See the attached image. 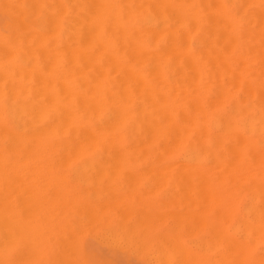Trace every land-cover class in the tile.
Listing matches in <instances>:
<instances>
[{
  "label": "bare ground",
  "instance_id": "1",
  "mask_svg": "<svg viewBox=\"0 0 264 264\" xmlns=\"http://www.w3.org/2000/svg\"><path fill=\"white\" fill-rule=\"evenodd\" d=\"M0 8L5 15L4 26L0 23V264H28L25 263L23 247L26 240L34 242V238L36 239L35 236L33 239H27V233L32 232L30 228L34 230L39 219L43 222L51 216L53 218L56 211H61L59 213L62 214V206L73 210L74 206L70 207L73 202L75 204L72 198L84 193L75 190L79 196L78 193L71 195L73 197L68 196L72 201L65 206L67 195L77 184L70 181L75 183L72 184L73 188L70 182L68 185L66 182L69 176H64V173H67H63L64 170L61 174L60 169L59 173L53 172L54 177L57 178L55 175L58 174V177L62 175L63 177H60L63 179L67 178L62 182L69 188L66 185V190L61 189L66 191L67 195L62 192L54 193L56 188L59 189L57 192L60 191V185L62 188V178H58L60 183L56 182L57 179L51 181L54 177L50 170L54 167L52 165L57 168H60V165L66 167L74 160L72 158L84 156H100L103 160L104 157L108 160V157H111L104 167L109 169V166L115 165L117 168L113 166V169L111 166L114 171L105 169V174L108 171L114 173L120 168L118 172L122 175L126 170H122L126 166H121L125 163V158H129L132 163L134 158H150L152 162L148 165L153 167L152 171H161H154L159 174H154L155 178L148 167L151 171L149 175L152 174L158 182L162 172H166L170 179L172 174L173 178L179 174L177 179L187 188H184L187 190L185 193L192 199L191 203L202 205L199 214L204 221L201 218L200 221L209 224L208 232L212 236L209 240L214 247L213 263L264 264V0H0ZM16 157H23V160ZM24 157L28 159L25 160ZM31 157L35 160L30 159ZM45 157H64L66 162L64 159H60L61 162L58 159V163L56 159L53 160L55 163L49 160L51 169L48 168L47 172L44 166L48 161ZM65 157H69L68 161ZM113 157L121 159L117 163L115 159L111 164ZM101 159L95 161H102L101 164L105 165L107 159ZM29 164L36 165L37 169H40L38 166L44 167L41 168L42 171L39 170L43 172V176L32 167L35 169L34 173H38V179L35 174L36 181L30 176L29 179L26 178L32 173L27 174L26 168L31 167ZM101 164L98 163V167L95 165L94 170L101 169ZM91 165V168H94L92 163ZM10 166L14 171L16 166L19 171L22 167L25 169L23 172L27 170L22 172L26 174V179L24 176V179L19 178L22 176L19 171V179L15 178L16 172L14 173ZM19 167L21 168L18 169ZM102 170L98 173H102ZM145 170L142 174L148 171ZM119 173L117 176H121ZM133 173L132 171L129 174ZM9 174L15 178L14 182ZM48 174L49 177L45 176ZM94 174L91 173V177ZM163 174L162 177L166 176ZM104 175L101 179L108 178L111 174H106V177ZM122 176L127 179L130 175ZM40 177L49 179L41 183L43 178ZM112 177L114 175L110 178ZM130 178L127 181L120 180L127 183ZM173 178L171 180L176 179ZM81 179L82 182L83 178ZM151 179L152 177L149 179L148 176V184ZM166 179H162L164 183ZM107 180L106 185L108 183L111 186ZM134 180L131 182L136 186ZM88 181L95 182V179L92 177V180ZM176 181L175 185L178 183ZM120 182L117 181V185ZM151 182L150 185L155 186ZM163 182L161 181L162 185ZM102 183L105 185L104 181ZM99 185L100 183L97 186ZM131 185L129 183L126 189ZM138 185L133 186L134 189L137 188L136 192L140 189ZM175 185L172 182L171 186ZM86 186L87 184L83 188H88ZM157 186L149 187L154 188L152 191L156 193L160 189ZM113 187L115 188V185ZM89 188L93 187L90 185ZM96 188H93L96 195L98 192L101 196L99 191L104 188H99V191H96ZM108 189L111 190L112 187L103 190L105 195ZM119 189L115 190L120 191ZM145 189L141 188L140 192ZM151 189L144 191V196L154 194L150 192ZM123 190L115 191L116 197L119 193L124 197ZM128 192L129 196H135L134 193L130 194L131 191ZM182 192L181 195L185 198L186 195ZM11 193H14V196ZM71 193L73 194L74 190ZM93 194L95 193L92 192V197H96ZM113 195L111 196L114 197ZM141 195L140 198L143 196ZM11 196H16L13 198L15 203ZM120 196L118 195L119 198ZM112 197L111 199H117ZM80 198L82 199V196ZM126 198V201H129L130 197ZM184 198L182 197L183 200ZM194 198L199 199L201 204H197L198 200L193 201ZM119 200L116 202L119 203ZM79 201L76 202L77 205L82 202ZM142 201L144 203V200ZM187 202L186 204H189ZM87 203L92 206L89 200ZM88 204L90 208L86 207L91 210L97 203H93V208ZM104 204L97 205L99 208L101 205L106 207L107 204ZM113 204L115 205V202ZM113 204L111 207L114 208ZM56 206L61 210L58 207L56 210L51 208ZM50 208L56 213L51 210L52 215ZM96 208L98 209L97 206ZM47 209L50 211L47 212L50 214L49 218L44 215ZM104 209L101 208L102 211L110 208ZM29 210L34 212H28L32 216L29 217L28 214L27 219ZM95 210H92L93 219L97 217ZM102 211L101 214L104 213ZM36 212L38 218L33 216ZM139 212L141 213L140 210ZM171 212L169 211V214ZM185 212L183 210L179 214L181 217L185 214L189 218L190 212ZM173 213L178 215L176 211ZM191 213L193 214L192 211ZM196 213L194 212L193 217L198 215ZM63 214L65 215V212ZM80 214H76L75 218ZM129 214L123 218L131 219ZM143 214L146 215L145 212ZM124 215L126 214L123 212ZM193 217L191 224L196 226V223H199V226L202 224L203 227L204 223L199 220L195 223L197 220L194 221ZM90 218L92 219V216ZM120 218L123 219L122 216ZM49 221L52 227L54 220ZM74 221L72 222L77 223ZM88 221L89 219L86 220ZM48 223H40L41 230L44 227L48 230ZM45 224L46 226H42ZM79 224L76 229L80 227ZM61 225L59 227L66 226ZM54 226L56 230L57 224ZM170 227L167 229L171 230ZM37 231L39 230L35 229L34 232ZM53 231L47 233L52 234ZM62 232L64 234L65 229ZM41 234H44L45 238V233ZM54 234L55 237L58 236L56 232ZM38 235L40 240L43 235ZM38 235L36 234L37 238ZM69 237L67 236V239H70ZM161 240L162 244H166L162 238ZM175 244L178 247L181 245L180 248L185 251L183 244ZM175 244H170L172 249ZM13 246L17 253L12 260L10 251ZM175 248L173 250L180 251ZM178 251L175 252L176 255L181 256L183 252L178 254ZM194 252L186 250L185 257L191 255L194 259ZM189 257V262L185 258L184 264L200 260L199 256H195V260ZM166 259L168 258L164 256L161 261ZM181 260L178 259L179 262ZM199 262L201 263V260Z\"/></svg>",
  "mask_w": 264,
  "mask_h": 264
},
{
  "label": "rangeland",
  "instance_id": "2",
  "mask_svg": "<svg viewBox=\"0 0 264 264\" xmlns=\"http://www.w3.org/2000/svg\"><path fill=\"white\" fill-rule=\"evenodd\" d=\"M5 15H4V13L1 11V8H0V23H1V25L2 26H4V24H5V19L3 18ZM17 158V157H16ZM18 158H22L21 160H23V157H18ZM17 158V159H18ZM46 158V157H45ZM45 158H41V160H45ZM49 157H47L46 159H47V161H48V163L44 166V167H46V169H47V172L49 171L48 170V168H50L51 169V163L50 162H54L55 163V161H57V163H58V161L60 160V159H64V157H52V159H48ZM66 158V157H65ZM67 158H69V157H67ZM66 158V159H67ZM71 158V157H70ZM75 158H77V157H75ZM75 158H72V159H74V160H72L71 161V159L69 160V161H71L70 162V164H69V166H68V164H67V166H66V163H65V166L66 167H64L63 165H60V168L58 167H56V165H52V167L54 166L56 169H58V171L53 167V169H55V170H53V169H51L50 170V173L52 172V176L54 177V174H55V172H58L59 173V170H60V173L62 174V170H64L63 171V173L64 172H67V173H64L65 175L64 176H66V174H67V177L69 178V179H67V178H65V179H63L62 177V175H59V177L60 176H62V177H60V178H62L61 179V182H62V180L63 181H65L66 179H67V182L66 183H68V182H70V181H74L77 185H75V189H72L71 191H73L74 190V193L72 194H70V190L68 189L69 187H68V185L71 183H68V185L67 184H65V186H64V183L62 182V183H60V179H58L59 177H58V174L57 175H55V176H57V178H52V180L51 181H55V179H57L56 180V182H59L60 184H63V186H62V188H61V185H60V191L59 192H57V190H59V189H55V191H54V193L56 192V193H60V192H62V193H65L66 191V185H67V189L70 191L69 192V195H67L66 193V195H67V198H68V196H71V195H73L74 196V194L75 193H78V192H75V190H77L78 189V191L80 190L82 193H84V195H85V193H86V196H84V195H81L82 196V199L80 198L81 196H79V193H78V195L77 194H75V195H77V196H79V197H74V198H72L73 199V201H75V204H74V202L72 203V205H70V207H73L72 209L73 210H71L69 207V209L67 208V207H64V206H62V208L61 209H64V211H62V214L65 212V215L63 214H60L59 212H61V211H56L55 212V210L56 209H58L59 207L58 206H60V205H58V206H56V207H51V208H55V210L54 209H51L50 208V211L52 210V211H54V214L56 213V215H54V217L52 218V216H51V218H49V216H50V214H48V213H50V211L48 210H46L45 211V214L44 215H48L47 217L49 218H47L48 220H46V219H44V218H46V217H42L43 219H44V221H45V223H48V221L49 220H51V222L53 221V223H54V225H56L57 224V231L56 230H54L56 227L53 225V223H52V227L50 226L51 224H50V221H49V229L47 230L45 227H44V229H42V230H47V232L48 231H50V232H52L53 230L56 232V235H58V236H56L55 237V232L53 231V233L52 234H48L47 232H45V231H42L41 230V225H40V223L41 224H44V221L43 222H40V219L38 220V222L39 223H37V224H35V228H34V230H32V228H30L31 229V233L29 232V233H27L28 235H27V239H31V237H32V239H33V237L35 236L36 237V239L34 238V242H35V244H34V242L32 241V240H26L27 242L25 243V246L23 247V252H24V257L26 258L25 260V263L26 262H28V264L30 263V264H164L165 263V261L166 260H168V261H166V264H171V263H173L174 264V261H175V264H176V262L178 261V259H182L181 260V262H177V264H184L185 263V256L187 255L186 253H185V251L187 250V252H188V249H189V251L191 252H194V250H196L194 253H193V255H194V259L193 258H191V255H188V257L190 258V259H193V260H195L196 259V257L198 258V256L200 257V260H201V263L199 262L200 260L198 259V261L196 262V263H200V264H214L213 263V256H214V247H213V243H212V241H210L209 239H211L212 238V236H211V234H210V232H208L209 231V224H208V222L207 223H204V222H201L200 220L202 219V221H204L203 219V217L201 216V214H199V213H201L200 211L202 210H200V208H202L200 205L199 206H197V205H195L194 203H191L192 202V199H189V197H187L188 196V194L186 195V193L185 192H187V190H185V189H187L185 186H184V184L182 183V182H180V180H178L177 178H178V176H179V174H176L177 175V177H174V178H176L178 181H176V179H174L173 178V176H174V174H172L173 176H171L174 180H171L170 178H169V176L166 174V172H164V174H166V176L163 174V172H162V174L165 176H163L162 177V174H161V177H158V178H161V180L160 179H158V180H160V182H158L155 178V176H154V171L157 173L158 171H156V170H154L153 169V171H152V168L149 166V165H151V162H152V160L150 159V158H134V160H133V158H130V159H132L134 162L132 163V162H129V158H123L124 160H125V163L123 162L122 164H121V166H126V167H124L123 169H122V167H121V169L122 170H124V169H126V170H124L125 172L122 174V175H125V176H129V178L131 177V175H134V177H136V175H138L137 177H145V179H144V177H143V179H138L137 177H136V180L137 181H139V183L136 181V180H134V177L132 178H130V182L128 181L127 183H123L122 181L123 180H129V178H127V179H125V178H123L124 176H122L119 172V170H120V168H119V166H118V170H115V172L114 173H110L109 171H111L112 170V167L113 166H115V165H111V164H113V160L115 161V159L116 158H114L113 157V159H112V162H111V166H109V169H108V167H107V169L104 167V166H106L107 165V161H109V160H111V157H108V158H110L109 160L106 158V157H104V159L106 160H103V157H102V159H101V157L100 156H84V157H80V158H77V159H75ZM16 159V160H17ZM24 159L25 160H27L28 158L26 157H24ZM30 159H32V160H35V159H33V157H31ZM56 159V160H55ZM59 159V160H58ZM97 159H101V160H103V161H105L106 163H105V165H103L104 163H102L101 164V162L102 161H100V162H98V161H95V160H97ZM118 159V160H117ZM116 159V163L117 162H119V160L121 159V158H117ZM142 159V160H141ZM145 159V160H144ZM18 160H20V159H18ZM32 160H29V161H32ZM37 160H39L38 158H37ZM49 160H50V162H49ZM53 160H55V161H53ZM65 160V159H64ZM136 160V161H135ZM67 161H68V159H67ZM90 161V162H89ZM93 161L96 163H93ZM131 161V160H130ZM60 162H61V160H60ZM63 162V161H62ZM65 162H66V160H65ZM87 164L86 166H85V163ZM127 162V163H126ZM50 163V165H48ZM68 163V162H67ZM84 163V164H83ZM91 163L94 165V168H91L92 167V165H91ZM101 164L100 165V167L101 166H103L101 169L100 168H97V169H100L99 171H101L103 168V170H102V173H100V174H105L103 171H105V169H106V171L107 170H109L108 172L111 174V175H114V177H115V174H116V178H114V177H112V178H110L111 177V175H110V177H108V178H103V179H101L102 178V176L96 171V170H94L95 169V167L97 166L98 167V165L97 164ZM115 163V162H114ZM32 164V163H31ZM61 164H64V163H61ZM91 166H90V165ZM119 164V163H118ZM117 164V165H118ZM149 164V165H148ZM96 165V166H95ZM12 166H14L15 167V165H12ZM12 166H10V167H12ZM26 165H24V168H26L25 167ZM31 165L29 164V167H30ZM50 166V167H49ZM57 166H58V164H57ZM77 166L79 167V168H77ZM84 166V167H83ZM28 167V166H27ZM32 167H34V168H36L37 166L36 165H34V166H31L30 168H26L27 170H28V172H27V174L29 173V172H32V173H29V175L26 177V178H28L29 179V176H30V178H33V181L37 178L38 179V177H39V175L38 176H36L38 173H41L40 175L41 176H43V172H39V170L41 169V168H44V167H40V166H38V168H40V169H37V171H38V173L37 174H35L34 172V170L35 169H32ZM63 167V168H62ZM91 168V170L89 171V168ZM111 167V168H110ZM116 167V166H115ZM151 169V171H152V174H153V176L155 177V178H153V176H151V175H149V172L151 173V171H150V169ZM13 168V167H12ZM12 168L10 169V171H9V173L11 174V170H12ZM21 167H19L18 169H20ZM23 167H22V169H20V171L19 170H17V166H16V168H15V170L16 171H14V168H13V171H14V173L16 172V175L13 173V175H15V176H17V177H15V178H18L19 177V175L20 174H22V172L25 170ZM117 168V167H116ZM131 169L130 171H129V169ZM141 168H142V171H141ZM143 168H147L146 170L145 169H143ZM46 169H45V171H46ZM88 169V170H87ZM93 169V170H92ZM113 169H114V167H113ZM133 169V170H132ZM138 169H140V170H138ZM23 170V171H22ZM26 170V171H27ZM30 170V171H29ZM121 170V171H122ZM134 170H138L137 172L136 171H134ZM144 170L145 171H147L145 174H142V173H144ZM20 173H19V172ZM25 171V172H26ZM41 171H42V169H41ZM44 171V170H43ZM80 171H82L83 172V174H82V172H80ZM88 171L90 172V173H88ZM97 173H96V172ZM114 170H112V172H113ZM116 171H117V173H119L121 176H117V173H116ZM119 171V172H118ZM127 171H128V173H127ZM132 171L134 172L133 174H129L130 172L132 173ZM141 173H140V172ZM19 173V175H18V173ZM25 172H23V173H25ZM53 172H54V174H53ZM108 172H106V174L108 175ZM136 172V173H135ZM160 173H161V171H159ZM158 172V173H159ZM46 173V172H45ZM44 173V174H45ZM91 173L92 174H94V173H96V174H94V176L92 175V177H94V179H95V182L93 181H88L89 179H91L92 180V177H91ZM138 173V174H137ZM139 173H140V175H139ZM9 174V176H11V178H12V181L14 182V180H15V178L14 177H12L13 175H10ZM33 175L32 177H31V175ZM34 174H35V177L36 178H34ZM105 174V175H106ZM127 174V175H126ZM147 174V175H146ZM169 175H170V173H168ZM24 175H26V174H22V176H20L19 178L20 179H24L25 178V176ZM89 175V176H88ZM95 175H99V176H101L100 177V179H99V176H96L95 177ZM104 175V177H106ZM108 175V176H109ZM141 175H143V176H141ZM156 176H159V174L157 175V174H155ZM23 176H24V178H23ZM45 176H48L49 177V174L48 175H45ZM51 176V175H50ZM79 176V177H78ZM84 176H86L85 178H84ZM127 176V177H128ZM147 176V177H146ZM148 176H149V179L152 177V179L149 181V184L147 183V179H148ZM151 176V177H150ZM117 177L119 178V179H117ZM166 177H167V179H166ZM14 178V179H13ZM18 178V179H19ZM25 178V179H26ZM40 178H43L42 179V181H41V183L42 182H46V181H48V179L49 178H47L46 177V179H44L45 177H40ZM40 178H39V180H37V182L39 183V181H40ZM81 178H83V181L82 182H84L83 184H82V182H81ZM100 180V182H99V180ZM114 178V179H113ZM166 179V181H165V183L163 182V180L162 179ZM168 178L170 179L169 180V183L172 185V182H173V185H175L174 184V182L176 181V182H178V183H180V184H176L175 185V187H173V186H171L169 183H168ZM73 179V180H72ZM75 179V180H74ZM78 179H80V180H78ZM88 179V180H87ZM104 179H108L107 180V182H110L112 185L111 186H109L108 185V183H107V185H106V180H104ZM115 179H117V180H115ZM122 181H121V180ZM134 180V182H136L135 184H136V186L138 185V187H140V189L138 188V192H139V194H138V192H136V190H137V188H135L134 189V187L133 186H135L132 182H133V180ZM32 180V179H31ZM49 180V181H50ZM97 180V181H96ZM111 180V181H110ZM140 180H141V182H140ZM146 180V181H145ZM153 180V181H152ZM157 182H156V181ZM36 181V180H35ZM80 181V182H79ZM88 181V182H87ZM104 181V184L105 185H103V182ZM117 181L118 182H120L118 185H117ZM132 181V182H131ZM145 181V182H144ZM152 181V182H151ZM161 181L164 183V184H166V182H167V184L166 185H162L161 184ZM44 182V183H45ZM74 182H72L71 183V185L73 184H75ZM87 182V183H86ZM97 182V183H96ZM115 182H116V184H115ZM150 182H151V184H154L155 186H157L158 188H160L159 190H157L156 191V193H155V189L154 188H156L155 186H153V185H150ZM154 182V183H153ZM155 182L157 183V185L155 184ZM79 183V184H78ZM87 184V186L86 187H88V188H83V186H85L86 184ZM99 184L100 183V185L99 186H97L98 187V189L96 188V186H94L95 184ZM130 183V185H131V183H132V185L128 188V190L126 189V187H128L127 185ZM138 183V184H137ZM143 183H145V184H143ZM88 184H89V186H88ZM94 184V185H93ZM115 185V188L113 187L114 185ZM146 184H148V185H146ZM73 185H72V188H73ZM90 185H91V187H93V188H96V191L98 190H100V189H102V188H104V189H102V191L100 190L99 191V193H102L101 194V196L98 194V192H97V195H96V192H95V190L93 189V188H89L90 187ZM120 185V186H119ZM123 185V186H122ZM146 187H145V186ZM159 185H162V187L161 186H159ZM179 185H180V187H179ZM81 186V187H80ZM104 186H109V187H107V188H110L111 189V187H112V189L111 190H106V194L107 195H105V193H104V191L103 190H105V189H107V188H105ZM135 186V187H136ZM149 186H152V187H154V188H152V189H154L153 191H152V189H151V187H149ZM176 186H178V187H176ZM65 187V188H64ZM121 187H122V190L123 189H125V190H123V194H124V197H122V196H120L121 195V193H119V194H117V197H116V193H115V191L116 192H120V191H122L121 190ZM124 187V188H123ZM132 187V188H131ZM59 188V187H58ZM63 188L65 189L64 191L65 192H63V191H61V189L63 190ZM71 188V187H70ZM100 188V189H99ZM117 188H120L119 190L120 191H118V190H115V189H117ZM141 188L143 189H147V188H149V189H151L150 190V192L152 193V192H154V194L152 193V194H150V196H149V194H148V196H144V191L145 192H147L149 189H147V191H146V189L145 190H143L142 192H140L141 191ZM162 188V189H161ZM185 188V189H184ZM87 189H91V190H87ZM132 189H134V191L132 190ZM166 189V190H165ZM168 189V190H167ZM183 189V190H182ZM13 190V189H12ZM82 190H85V192L84 191H82ZM86 190L88 191V193L86 192ZM162 190V191H161ZM184 192V194L186 195L185 196V198H184V196H182L181 195V192L182 191ZM79 191V192H80ZM94 192L95 194H93V196L95 195L96 197H92V192ZM112 191H114V192H112ZM125 191H131V193L130 194H133L134 193V195L135 196H133V195H128L127 194V192L125 193ZM163 191H165V192H163ZM168 191V192H167ZM170 191V192H169ZM91 194H90V193ZM109 192V193H108ZM111 192V193H110ZM128 192V193H129ZM135 192L138 194V196H136L137 194H135ZM182 192V193H183ZM62 193H61V195H62ZM113 193H114V195H113ZM149 193V192H148ZM166 193H168V194H166ZM179 193V194H178ZM13 196H14V193H11ZM65 194H63V196L65 195ZM110 194V195H109ZM126 194V195H125ZM140 194H142L141 196V198L139 197L140 196ZM60 195V194H59ZM60 195V196H61ZM88 195H91V197H89ZM105 197H104V196ZM111 195H113L114 197H112ZM118 195L120 196V198L118 197ZM146 195H147V193H146ZM167 195V196H166ZM175 195V196H174ZM13 196H11V198H12V201H13V203H15V198H16V196H15V198L13 197ZM73 196H71V197H73ZM84 196V197H83ZM100 196V197H99ZM103 196V197H102ZM130 197L129 198V201H126V200H128V198H126V197ZM131 196H133V198L131 197ZM178 196V197H177ZM185 199V200H183L182 199V197ZM65 197V196H64ZM102 197V198H101ZM108 197H109V199H108ZM111 197L112 198H117L116 200L118 201L119 199V203H117L116 202V200H114V199H111ZM137 199H136V198ZM138 197L140 198V199H138ZM148 197V198H147ZM172 197V198H171ZM175 197V198H174ZM14 198V199H13ZM63 198V197H62ZM61 198V199H62ZM75 198H78L79 200H77V199H75ZM98 198V199H97ZM100 198V199H99ZM119 198V199H118ZM123 198H125V199H122ZM145 198V199H144ZM169 198V199H168ZM178 198V199H177ZM179 198H180V200H179ZM187 198V199H186ZM64 199V198H63ZM66 199V198H65ZM64 199V200H65ZM70 197L68 198V199H66V201L65 202H67V203H65V206H67V204H71V203H69V201L71 202L72 200L70 199ZM75 199V200H74ZM102 199V200H101ZM149 199V200H148ZM171 199V200H170ZM68 200V201H67ZM87 200V201H86ZM88 200H89V203H91L92 202V206L90 205V204H88L87 202H88ZM103 200H105V202L103 201ZM106 200H107V202H106ZM111 200V201H110ZM113 200V201H112ZM122 200V201H121ZM137 200V201H136ZM138 200H139V202H138ZM142 200H144V203H143V201ZM145 200H146V202H145ZM161 200H163V202L161 201ZM174 200V201H173ZM183 202H182V201ZM195 200V202H197V200H198V202H197V204H201V202L199 201V199H196V198H194L193 199V201ZM78 201L79 202H81V204H83L85 207L87 206V204L88 205H90L91 206V208H93L95 205H93V203L95 204V203H97L98 205H99V203L100 204H104V203H106L107 205H106V207L105 206H103V207H105V209L106 208H110L109 210H105L103 207H102V205H101V208H102V210L104 209L105 211H102L101 210V208H99V206L96 204V206L98 207V209L96 208V206L93 208V209H91V210H88L90 207L89 206H87V207H89L88 209H87V207H86V209H87V213L89 214V215H91L92 216V219H93V214H94V212H92V210L94 211L95 210V215L97 214V217H99V218H97L96 216H95V219H96V221L94 222V220L95 219H93V223H91V216H89V215H85V214H87L86 213V210H85V207L83 208L82 206L83 205H81L80 203L77 205L76 204V202L78 203ZM100 201V202H99ZM125 201V202H124ZM131 201V202H130ZM149 201V202H148ZM153 201V202H152ZM159 201V202H158ZM161 201V202H160ZM171 201H173L172 203H171ZM177 201V202H176ZM186 201H188L187 203H189V204H186ZM109 202H112V204H113V202H115V205L113 204V206H115L114 208L113 207H111L112 206V204L111 205H109L110 203ZM122 202H124V207H123V203ZM142 202V203H141ZM168 204H167V203ZM182 204H181V203ZM86 203V204H85ZM117 203V204H116ZM120 203H122L121 205H119ZM135 203V204H134ZM137 203H139V204H137ZM154 203H156V204H154ZM161 203H163V204H161ZM174 203V204H173ZM177 203V204H176ZM180 203V204H179ZM126 204H127V206H126ZM129 204V205H128ZM176 204V205H175ZM186 204V205H185ZM195 205V206H197V207H195V206H193V205ZM62 205H64V204H62ZM77 205V206H76ZM79 205L81 206L80 208H79ZM105 205V204H104ZM131 205V206H130ZM138 205V206H137ZM143 205V206H142ZM185 205V206H184ZM190 205V206H189ZM55 206V205H54ZM108 206V207H107ZM110 206V207H109ZM130 208H129V207ZM136 206V207H135ZM147 206V208H145ZM152 206V207H151ZM177 206V207H176ZM195 207V208H193V207ZM48 207V205L46 206V208ZM58 207V208H57ZM61 207V206H60ZM64 207V208H63ZM117 207V208H116ZM121 207H123V208H121ZM126 207V208H125ZM167 207V208H166ZM198 207H199V209H198ZM65 208H66V210H65ZM77 208V209H76ZM79 208V209H78ZM113 210H112V209ZM142 208V209H141ZM145 208V209H144ZM158 208V209H157ZM184 208V209H183ZM196 208H197V210H196ZM60 208H59V210H61ZM75 209H76V211H75ZM82 209H84V210H82ZM99 209H100V211H99ZM133 209H135V210H133ZM147 209V211H145ZM186 209H188L186 212H185V210ZM191 209H193V210H191ZM79 210H82V211H80L81 212V214H80V212H79ZM118 210H120V211H118ZM127 210V211H126ZM130 210H132V211H130ZM139 210L141 211V213L139 212ZM183 210H184V212L185 213H189L188 215H190V217L188 218V216L187 215H185V214H183L185 217H187L186 219H185V217L182 215V217H181V214H179V212L181 213V212H183ZM199 210V211H198ZM51 211V214L53 213ZM89 211V212H88ZM98 211V212H97ZM104 212V213H100V212ZM125 211H126V213H125ZM142 211H144L145 212V214L146 215H144L143 213L144 212H142ZM158 211V212H157ZM169 211H172L170 214H169ZM173 211H176V212H178V215L176 214V215H174V213H173ZM191 211L193 212V214L191 213ZM196 211H197V213H196ZM28 212H30V210L29 211H27V219L29 218V217H31L32 215H30L32 212H34L33 210H32V212H30V214L28 213ZM48 212V213H47ZM76 212V213H75ZM116 212H118V213H122V214H118V213H116ZM123 212H124V214H126V215H124L123 216ZM127 212H128V214L129 213H132V215L131 214H129V215H131L132 217H131V219H130V217L127 219V220H125L124 218H126V216L128 215L127 214ZM133 212H134V215H133ZM138 212V213H137ZM161 212H162V215H161ZM168 213V214H164V213ZM194 212L196 213V214H198V215H200L201 217H199L198 215H196V216H194L193 217V215H194ZM38 212H36V214H33V216H37V218H38V214H37ZM47 213V214H46ZM58 213H59V215H58ZM67 213V214H66ZM83 213H84V215H83ZM93 213V214H92ZM101 215H100V214ZM173 213V214H172ZM28 214H29V217H28ZM76 214H80V215H77L76 216V218H75V215ZM103 214H105V215H103ZM159 214V215H158ZM191 214H192V217L194 218L193 220L195 221V220H197V221H195V223L196 222H198V220L201 222V223H204V225H203V227L201 226L202 224H200V226L202 227H200L199 226V223L197 224L196 223V226H195V224L194 223H192L191 224V221H192V217H191ZM43 215V216H44ZM53 215V214H52ZM61 215V216H60ZM72 215H74V217L72 216ZM107 215V216H106ZM120 215V216H119ZM160 215L162 216V217H160ZM167 215L169 216V217H167ZM174 217L175 219H173L172 217ZM55 216H56V218H55ZM83 216H85V217H83ZM86 216H88V218L86 217ZM122 216V218L123 219H121L120 217ZM133 216L135 217V218H133ZM146 216V217H145ZM178 216V217H177ZM41 217V216H40ZM60 219H59V218ZM82 217H83V219H82ZM128 217V216H127ZM148 217V218H147ZM150 217V218H149ZM153 217V218H152ZM163 217H165V219L163 218ZM167 217V218H166ZM176 217H177V219H176ZM199 217V218H198ZM36 218V219H37ZM59 220H58V219ZM182 218V219H181ZM201 218V219H200ZM42 219V220H43ZM62 219V220H61ZM89 219V221L88 222H86V220H88ZM91 219V220H90ZM136 219V220H135ZM185 219V220H184ZM57 220V221H56ZM77 221V223L75 222V221ZM78 220H80V222H78ZM99 220V221H98ZM138 220V221H137ZM160 220V221H159ZM164 220V221H163ZM190 220V221H189ZM66 223V222H68V223H64V222ZM72 221H74L75 223H73ZM120 221H121V223H120ZM141 221H142V223H141ZM151 221V222H150ZM162 221V222H161ZM169 221H170V223H169ZM174 221V222H173ZM71 222V223H70ZM81 222H85V223H87L88 224V226H87V224H82ZM91 224H90V223ZM98 222H99V224L100 225H98ZM103 222V223H102ZM128 222H129V224H128ZM139 222V223H138ZM155 222H157V223H155ZM159 222V223H158ZM177 222V223H176ZM179 222H181V224H179ZM184 222V223H183ZM80 223V224H79ZM94 223H96V224H94ZM102 223V224H101ZM120 223V225H117V224H119ZM151 223H152V225H154V226H152L151 225ZM172 223H174V224H176L177 225V227H176V225H174V228H172L173 227V225H172ZM186 223V224H185ZM63 225V226H65V227H59V225ZM70 224V225H69ZM73 224H76V226L75 225H73ZM79 224V228L78 229H76V227H77V225ZM128 224V227L126 226ZM131 224H132V226H131ZM141 224V225H140ZM146 224V225H145ZM183 224V225H182ZM189 224V225H188ZM191 224V225H190ZM36 225H37V227H36ZM61 225V226H62ZM69 225V226H68ZM84 225V226H83ZM89 225H91V227L89 226ZM140 225V226H139ZM166 225V226H165ZM172 225V226H171ZM189 226L188 228L186 227V226ZM206 225V226H205ZM38 226H40L39 228H38ZM42 226H46V224L45 225H42ZM72 226H74L75 228L73 229V227ZM94 226V227H93ZM125 226H126V228H125ZM171 226V227H170ZM194 226V227H193ZM205 226V227H204ZM123 227V228H122ZM153 227V228H152ZM167 227H170V228H172L171 230L170 229H167ZM195 227H197V228H195ZM82 230H81V229ZM86 228V229H85ZM128 228V229H127ZM185 229V230H183V229ZM187 228V229H186ZM198 228H199V230L200 231H198ZM29 229V230H30ZM35 229L36 230H39V231H41L42 233H45V235H46V233H47V235H49L48 237H47V235L45 236V238H43L44 237V234H41V232H39V231H37V232H34L35 231ZM61 229H63V230H61ZM64 229H65V232H64V234H63V232L62 231H64ZM89 229V230H88ZM108 229V230H107ZM140 229H141V231H140ZM205 229V230H204ZM79 232H78V231ZM84 230V232L82 233V231ZM103 230V231H102ZM105 230H107L106 232H105ZM196 230H197V232H196ZM74 231V232H73ZM119 231V232H118ZM137 231H138V233H137ZM81 232V234H79ZM90 232V233H89ZM101 232V233H100ZM117 232V233H116ZM185 232V233H184ZM191 232H193V233H191ZM35 233V234H34ZM75 233V234H74ZM108 233V234H107ZM110 233V234H109ZM171 233V234H170ZM36 234L38 235V234H40V235H43L42 236V238L39 240V235H38V238H37V236H36ZM67 234H69L70 235V237H69V235H67ZM79 234V235H78ZM104 236H103V235ZM135 234V235H134ZM167 234V235H166ZM181 234V236H179ZM32 235V236H31ZM117 235V236H116ZM161 237H160V236ZM173 235V236H172ZM187 235V236H186ZM191 235V236H190ZM67 236L70 238V239H67ZM108 236H110V237H108ZM162 236H164L165 238H166V240L167 241H165V238L164 237H162ZM168 236V237H167ZM189 236V237H188ZM41 237V236H40ZM52 237V238H51ZM58 237V238H57ZM75 237V238H74ZM77 237V238H76ZM104 237V238H103ZM111 237H112V239H111ZM117 237V238H116ZM211 237V238H210ZM55 238V239H54ZM133 238V239H132ZM161 238L164 240L163 241V243H166V244H162V240H161ZM38 239V240H37ZM121 239H122V241H121ZM158 239V240H157ZM192 239V240H191ZM200 239H201V241H200ZM207 239V240H206ZM64 241V242H62V241ZM123 240L125 241V242H123ZM156 240V241H155ZM186 240H188V241H186ZM191 240V241H190ZM31 241H32V243H31ZM36 241L37 242H39V243H36ZM51 241V242H50ZM110 241V242H109ZM130 241H131V243H130ZM155 241V242H154ZM168 241H170L169 243L173 246V244H175L176 242L177 243H181V244H183V246H185L186 248H184V250L185 251H183L182 249L183 248H180L181 247V245L180 244H178V245H180V247H178L177 246V244H175L174 245V247H173V249L175 248V246H177L176 248L178 249H180V251H182L183 253H181V256H179V255H176L177 253H175V252H177V251H175V250H173L171 247V245L168 243ZM173 241V243H171ZM176 241V242H175ZM181 241V242H180ZM204 241V242H203ZM65 242H66V245H65ZM114 242V243H113ZM132 242H134V243H132ZM191 243H194V244H191ZM44 244V245H43ZM136 244V245H135ZM167 244H168V247H166L167 246ZM58 245H59V248H58ZM75 245V246H74ZM131 245V246H130ZM137 246V247H135V246ZM158 245V246H157ZM194 245H196V246H194ZM208 245H209V247H208ZM40 246H41V248H40ZM62 246V247H61ZM67 246V247H66ZM156 246V247H155ZM165 246V247H164ZM182 246V247H183ZM132 247H133V249H132ZM160 249H158V248ZM200 247V248H199ZM211 247V248H210ZM62 250H61V249ZM64 248H66V250H64ZM70 248V249H69ZM162 248V249H161ZM188 248V249H187ZM202 248H204V249H202ZM211 250H210V249ZM68 249V250H67ZM201 249V250H200ZM64 250V251H63ZM162 250V251H161ZM170 250V251H169ZM204 250H206V251H204ZM36 251V252H35ZM159 251V252H158ZM180 251H178V254H179V252ZM162 252H165L164 254L162 253ZM171 252V253H170ZM172 252L174 253V254H172ZM199 252V253H198ZM16 253H17V249L15 248V246H13L12 247V250L10 251V258L13 260V259H15V256H16ZM153 253V254H152ZM157 253L159 254V255H157ZM160 253H162V256H161V254ZM170 253V254H169ZM185 253V254H184ZM197 253V254H196ZM202 253V254H201ZM28 254V255H27ZM184 254V255H183ZM190 254V253H189ZM29 255H30V257H29ZM153 255H155V256H153ZM165 256V258H168V259H166L165 261L163 260V262L161 261L162 260V258H164V256ZM167 255V256H166ZM171 255V256H170ZM204 255V256H203ZM44 256V257H43ZM55 256H57V257H55ZM158 256V257H157ZM161 256V257H160ZM184 256V257H183ZM196 256V257H195ZM174 257H176V258H178V259H175ZM187 257V258H188ZM202 257H203V259H202ZM52 258H53V260H52ZM159 258H161V260L159 259ZM186 258V259H187ZM175 259V260H174ZM207 259H208V261H207ZM28 260V261H27ZM35 260V261H34ZM57 260H59V261H57ZM177 260V261H176ZM184 260V262H182ZM34 261V262H33ZM61 261V262H60ZM186 261H188L189 262V259H187ZM203 261V262H202ZM210 261V262H209ZM32 262V263H31ZM58 262V263H57ZM155 262V263H154ZM170 262V263H169ZM188 262H186V263H188ZM212 262V263H211ZM191 263H192V261H191ZM195 262H193L192 264H196ZM198 263V264H199ZM27 264V263H26Z\"/></svg>",
  "mask_w": 264,
  "mask_h": 264
}]
</instances>
